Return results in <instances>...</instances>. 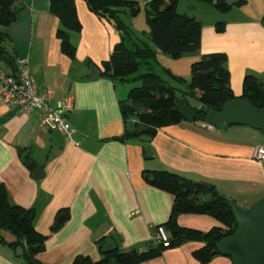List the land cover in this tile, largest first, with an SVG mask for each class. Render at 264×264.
Wrapping results in <instances>:
<instances>
[{"label":"crops","instance_id":"0c3cea01","mask_svg":"<svg viewBox=\"0 0 264 264\" xmlns=\"http://www.w3.org/2000/svg\"><path fill=\"white\" fill-rule=\"evenodd\" d=\"M124 1L145 6L153 0ZM234 1L231 10L222 13L200 0H180L178 12L202 24L201 46L196 53L171 58V68L162 67L164 73L170 70L173 76L191 80L193 63L205 55L223 53L236 98L243 96L247 75L264 83V0ZM50 2L21 0L16 5V21L0 26L10 59L28 61L40 91L54 90L55 104L69 96L74 99L69 124L75 133L69 142L58 131L43 130L39 113L21 112L0 98V185L5 186L11 204L36 212V230L48 236L45 251L37 256L41 264H73L78 255L102 259V245L94 240L102 224L109 226L106 236L120 252L144 250L152 240V229L169 221L175 202L171 193L146 183V171H170L209 184L242 208L264 197V162L254 158L257 148L264 146V135L250 127L229 124L219 128L206 121L184 120L159 129L148 142L119 140L130 130L120 109L130 91L125 86L120 89L119 80L103 76L101 64L110 58L121 36L91 11L86 0H76L82 30L70 33L77 50L72 59L61 50L60 21L51 13ZM220 22L225 24L222 33L216 31ZM92 65L100 70L96 80L88 79ZM12 71V64L0 58V72ZM166 75L182 96L185 92L179 82ZM184 98L180 103L202 108L196 98V103L189 96ZM35 169L42 170V179L33 177ZM64 208L70 219L52 233L56 216ZM178 223L202 232L219 225L210 216L193 214L181 215ZM0 238V264H28L9 246L15 236L0 231ZM201 247V243H186L142 264H201L193 257ZM209 264L233 261L220 256Z\"/></svg>","mask_w":264,"mask_h":264},{"label":"trees","instance_id":"16d2710c","mask_svg":"<svg viewBox=\"0 0 264 264\" xmlns=\"http://www.w3.org/2000/svg\"><path fill=\"white\" fill-rule=\"evenodd\" d=\"M21 0H0V26L9 27L16 21V5ZM213 5V0H200ZM227 0H219L214 6L218 11L227 13L231 7ZM91 11L101 19L109 22L121 36V41L112 50L110 58L104 61L102 75L114 81H128L143 67L146 73L140 76L142 86L130 91L128 100L120 104L124 122H133V128L127 130L124 141L140 138L142 135L156 136L161 128L174 126L184 121L179 104L185 96L196 98L202 108H192L196 112L194 123L205 122L209 110L221 111L223 106L236 96L230 85V72L227 68V56L223 53H212L203 56L191 66V80L188 91L179 96L177 89L167 83L155 66L158 64V51L178 60L184 54L195 53L200 49L202 24L194 17L178 12L180 0H153L141 6L136 2L124 0H86ZM242 3V2H240ZM144 8L146 24L152 42V49L146 41L136 37L123 20V15L136 17ZM50 11L60 21L57 37L61 41V50L68 57L75 59L77 50L70 41V33H79L82 24L78 17L76 0H51ZM216 31H225V24L216 25ZM6 35H0V58L8 60L15 71L17 62L11 60L4 48ZM91 65L90 63L88 64ZM94 66V65H92ZM176 82L185 84L182 78L173 76L170 70L165 71ZM243 99H247L256 108L264 107V83L253 75H247L243 81ZM185 100V98H184ZM144 180L147 184L171 193L174 206L169 221L163 226L168 234L169 244L152 242L144 250L134 249L130 252L106 254L100 260L89 256L78 255L73 264H142L156 259L169 249L178 248L186 243H201L202 247L193 252V257L201 264H209L216 257L226 256L218 250V244L234 234L237 222L232 209L224 196L215 188L211 191L203 184L194 182L170 171H146ZM210 196L209 200L203 197ZM184 214L207 215L218 221L219 225L208 232L181 227L178 218ZM36 212L13 205L8 192L0 185V231H6L16 237L9 246L17 252L24 249L23 258L32 264H41L37 256L45 251L48 236L40 234L35 227ZM70 219L67 208L58 212L51 232L58 231ZM155 231L152 232L154 234ZM28 248L25 250L24 242ZM103 240H98L102 245Z\"/></svg>","mask_w":264,"mask_h":264},{"label":"water","instance_id":"95a60500","mask_svg":"<svg viewBox=\"0 0 264 264\" xmlns=\"http://www.w3.org/2000/svg\"><path fill=\"white\" fill-rule=\"evenodd\" d=\"M219 0H213V5L216 6ZM236 3L234 0H227L228 6H233ZM149 40H153L151 35H148ZM100 77V70L96 66H91L88 75L89 80H96ZM180 112L183 119L187 122L196 120V112L187 103H180ZM206 123L225 128L229 124L250 127L261 132L264 135V107L256 108L250 101L243 98H236L227 102L221 111L209 110L206 118ZM142 141H150L152 137L142 135ZM26 154L23 155L25 159ZM28 165H31L29 162ZM44 176L42 170L35 169L33 177L42 179ZM203 186L212 190L213 186L203 184ZM230 205L233 215L237 222V229L233 235L224 238L218 244V250L222 254L229 256L233 264H264V197L256 201L249 208H242L235 201L224 197ZM109 226L102 224L94 233V240L102 241V254H110L115 252L118 247L116 242L107 237ZM2 238H0V243ZM25 250H27V242H24ZM17 256L21 257L24 254V249L19 247L16 252ZM112 264H117L112 261Z\"/></svg>","mask_w":264,"mask_h":264},{"label":"built area","instance_id":"2783aa9c","mask_svg":"<svg viewBox=\"0 0 264 264\" xmlns=\"http://www.w3.org/2000/svg\"><path fill=\"white\" fill-rule=\"evenodd\" d=\"M0 98L9 106L24 113L37 112L43 130L58 131L69 142L73 141L75 131L69 124V115L74 111V99L69 96L64 103L55 104L52 89L40 91L36 85L27 60L17 62L15 71L0 72ZM254 158L264 162V146H259ZM152 242L169 244L168 234L163 226L152 229Z\"/></svg>","mask_w":264,"mask_h":264},{"label":"rangeland","instance_id":"374dc122","mask_svg":"<svg viewBox=\"0 0 264 264\" xmlns=\"http://www.w3.org/2000/svg\"><path fill=\"white\" fill-rule=\"evenodd\" d=\"M187 5V4H186ZM127 16L123 15V20L125 21V23L131 28L132 32L134 33V35L144 41H146V43L152 48V49H156V46L154 45V43L148 39V35L149 34V28L148 25L146 24V14L145 11L142 9L141 12L136 16V17H131L129 14H126ZM157 50V49H156ZM196 53V52H195ZM190 54V53H188ZM158 64L155 66L156 71L162 75V77L167 81V83L169 85L174 84L173 81L171 80V78H169L166 73H164V71L162 70V67H168L171 68V62L172 59L170 56H168L165 53H162L160 51H158V58H157ZM147 70L145 68H141L139 72H137L136 74L132 75L128 81H122L119 82V88L123 89V87L125 86L126 88H128V91H131L134 88H139L142 86V80L140 78L141 75H143L144 73H146ZM188 80V79H187ZM186 80V81H187ZM190 80L187 81V83L185 84H177L184 92H187L188 89V85H189ZM122 96V94H121ZM192 103H196L194 98H190L189 99ZM195 100V101H194ZM129 128L132 129L133 128V122L130 121L129 122ZM217 129V128H216ZM224 196V195H222ZM227 197V196H224ZM228 198V197H227ZM239 205V204H238ZM24 260L28 261L26 258H23ZM97 261V260H95ZM28 264H32L28 261Z\"/></svg>","mask_w":264,"mask_h":264}]
</instances>
